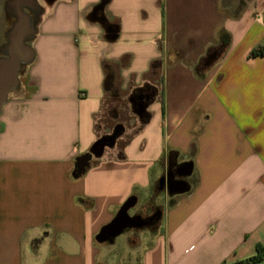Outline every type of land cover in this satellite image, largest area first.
I'll list each match as a JSON object with an SVG mask.
<instances>
[{"label": "crops", "instance_id": "1", "mask_svg": "<svg viewBox=\"0 0 264 264\" xmlns=\"http://www.w3.org/2000/svg\"><path fill=\"white\" fill-rule=\"evenodd\" d=\"M37 2L44 13L34 59L0 113V264H108L113 253L115 264H240L256 256L264 248V55L250 53L264 42V0ZM120 89H133L134 112L142 97L145 113L126 116L132 124L114 148L74 176L78 157L102 137L105 104L128 110ZM170 152L193 163L191 190L173 197L156 191ZM163 194L164 209L156 204ZM132 196L129 215L148 203L162 219L123 233L120 256L116 241L96 237Z\"/></svg>", "mask_w": 264, "mask_h": 264}, {"label": "water", "instance_id": "2", "mask_svg": "<svg viewBox=\"0 0 264 264\" xmlns=\"http://www.w3.org/2000/svg\"><path fill=\"white\" fill-rule=\"evenodd\" d=\"M6 10L12 22L6 33V43L1 48L0 56V113L9 95L20 86V75L24 68L32 63L34 52L31 42L37 33V24L44 9L37 0H8ZM209 61L208 64H212ZM135 113L141 117L146 111L142 97H138ZM125 128L118 124L111 134L100 137L90 151L76 160L74 176L83 175L90 167L92 159L101 158L107 148H114L117 140L123 135ZM177 155L170 152L168 169L156 184L158 194L167 192L170 197L188 193L191 185L187 178L192 175V161L177 163ZM138 199L130 197L119 209L111 223L104 226L97 235L99 243L114 244L116 239L128 230L157 228L162 219V211L158 209L151 216L129 215V211L137 205Z\"/></svg>", "mask_w": 264, "mask_h": 264}, {"label": "rangeland", "instance_id": "3", "mask_svg": "<svg viewBox=\"0 0 264 264\" xmlns=\"http://www.w3.org/2000/svg\"><path fill=\"white\" fill-rule=\"evenodd\" d=\"M41 3H43V1H41ZM10 24V23H9ZM8 24V26H9ZM2 55V54H1ZM0 55V56H1ZM133 89H130L128 91L126 90H119V96L120 98L118 100H122L123 103H125L126 107L128 108V110H125L124 107H120L118 109V112L111 113L110 108H108V104H105L104 106V110L98 115L97 117V124L99 129L102 131V136L103 135H107V134H111L113 129L115 128L116 125L121 124L123 126L126 127V129L128 128V126L132 123H129V121H127V117H135L138 119L137 114L132 111V105L129 102V94L131 95V91ZM110 100V98H108L106 100V103ZM118 107L117 105L115 106V108ZM114 108V109H115ZM115 116V117H114ZM127 116V117H126ZM170 203V199L168 195H162L160 196L157 201L156 204L159 205L162 209H164L166 206H168ZM125 237L121 236L119 238H117L116 240V245H117V252L120 256L126 255L127 249L125 246ZM124 243V245H123ZM115 253L112 254V258L109 260L108 264H115L117 262V259L114 258Z\"/></svg>", "mask_w": 264, "mask_h": 264}, {"label": "trees", "instance_id": "4", "mask_svg": "<svg viewBox=\"0 0 264 264\" xmlns=\"http://www.w3.org/2000/svg\"><path fill=\"white\" fill-rule=\"evenodd\" d=\"M264 55V42L261 46H259L258 48H256L255 50H253L250 53V56L255 57V56H263ZM258 253L256 256L248 259L245 262H242L240 264H255L258 263L260 261H262L264 259V248L259 247L258 248Z\"/></svg>", "mask_w": 264, "mask_h": 264}, {"label": "flooded vegetation", "instance_id": "5", "mask_svg": "<svg viewBox=\"0 0 264 264\" xmlns=\"http://www.w3.org/2000/svg\"><path fill=\"white\" fill-rule=\"evenodd\" d=\"M39 2L40 1H43L44 3H50L52 0H38ZM8 22L11 23L12 22V19L11 17L8 18ZM10 25V24H9ZM147 100V99H146ZM150 100V99H149ZM147 102H149L147 100ZM158 210V207L155 209L154 206L146 203L144 205H142V207H140L138 210H137V213L136 214H140L142 216H151L155 211ZM133 236H136V233H133Z\"/></svg>", "mask_w": 264, "mask_h": 264}]
</instances>
